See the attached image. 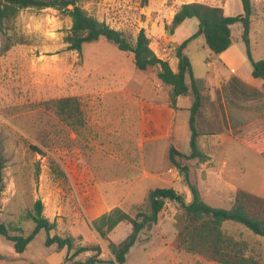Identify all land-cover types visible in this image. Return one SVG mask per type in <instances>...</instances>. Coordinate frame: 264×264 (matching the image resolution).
<instances>
[{
    "label": "rangeland",
    "instance_id": "obj_1",
    "mask_svg": "<svg viewBox=\"0 0 264 264\" xmlns=\"http://www.w3.org/2000/svg\"><path fill=\"white\" fill-rule=\"evenodd\" d=\"M255 1L250 50L253 61H264V0ZM179 2L78 0L77 5L123 32L131 42L144 29L151 48L164 51L172 36L169 28L173 6ZM228 2L233 16L242 13L241 0ZM239 26L234 28V35ZM70 27L71 19L63 10L27 8L0 32V223L21 224L23 216L41 200L44 216L56 221L60 232L82 235L84 243L94 244L98 237L85 212L91 214L101 194L105 207L117 205L129 213L144 205L149 189L154 188H173L186 203L191 201L184 177L169 163L168 150L174 146L181 153H190L192 99L180 97L178 109L168 113L172 121L170 140L161 138L141 148L145 133L141 134L138 121L147 124L149 114L139 111L138 115L136 96L159 102L166 99L158 87L155 70H136L130 53L104 39L84 44L81 53L68 50L64 38ZM192 29L193 23L187 24L184 33ZM235 46H240V51L228 66L216 61L217 55L202 36L191 40L185 49L197 87L205 100L213 102L203 109L198 127L208 136L216 133L214 139L200 137L201 150L213 160L203 166H195L193 161L190 176L198 184L203 200L222 208H230L240 190L264 198V157L238 139L254 127L264 106L245 109L246 100L256 97L253 87L249 91L251 85L245 83L253 67L245 45ZM171 67L177 70L175 55ZM64 97H76L81 102L83 126L45 105ZM224 97L237 108L235 113L227 114L222 108ZM231 97L243 99L237 102L241 107L233 104ZM144 169L160 177H144ZM96 208L103 211V203H97ZM172 222L178 235L187 223L180 205L167 201L159 216L160 236L170 235ZM126 224L116 231L114 241L125 238ZM24 226L26 234L34 228L33 223ZM223 231L245 243L247 254L264 264L263 237L234 222L224 223ZM46 238V232L40 231L18 255L13 243L0 236V255L8 257L0 258V264H46V257L54 264L60 252L56 246L47 247ZM136 252L133 249L130 264ZM80 257L85 259L84 255Z\"/></svg>",
    "mask_w": 264,
    "mask_h": 264
},
{
    "label": "trees",
    "instance_id": "obj_2",
    "mask_svg": "<svg viewBox=\"0 0 264 264\" xmlns=\"http://www.w3.org/2000/svg\"><path fill=\"white\" fill-rule=\"evenodd\" d=\"M68 1L70 0H0V32L4 30L6 23L13 20L23 9L54 7L63 10L71 19V27L64 38L68 50L81 53L84 44L104 39L116 45L120 51L130 53L136 70L144 73L155 70L156 79L161 83L162 91L167 94L168 107L172 111L178 109L180 97L190 96V153H181L171 146L168 150V160L184 177L192 199L186 203L183 195L173 188L151 189L146 195V205L136 206L130 213L117 206L92 220L93 229L113 259L101 258L102 247L99 243H84L82 236L74 237L67 232H59L57 222H52L44 216L41 200H37L33 210L23 216L21 224L0 223V236L13 243L16 253L22 254L34 237L44 230L47 234V247L56 245L58 250H65L62 264H125L127 255L140 234L143 231H151L158 225L166 202L172 201L180 205L187 222L174 242L177 250L196 254L217 264H262L256 257L247 254L245 243L225 234L223 225L226 222L239 223L254 235L264 238V198L240 190L230 208L214 207L203 200L198 184L192 181L190 176L193 161L196 162L195 166H203L211 157L201 150L199 139L207 133L202 132L197 124L203 109L208 105V98L205 100L197 87L191 59L185 53L189 42L202 36L215 55L221 54L232 44L231 26L240 24L241 39L252 61L251 75L264 81V61H253L250 50L252 17L257 13L255 0H241L244 12L234 16L226 15L221 6L201 2L183 3L172 18L169 28L171 35L187 19L196 18L199 26L196 33L174 46L178 59L177 72L172 70L168 60L157 56L144 29H140L135 41L131 42L123 32L90 15L81 6L70 9L68 5L57 4ZM187 77L190 79L189 85L186 82ZM255 94V99L247 102L246 107L264 106V84L255 89ZM45 105L54 108L59 116L77 126L84 125L83 109L78 98L64 97L47 101ZM253 126L238 139L264 157V111L257 116ZM2 171L3 163L0 160V181ZM123 222L132 225V232L123 241L115 243L110 234ZM28 223H33L34 228L26 234L24 225ZM87 253L89 256L85 259L80 257ZM0 258L8 260V257L2 255Z\"/></svg>",
    "mask_w": 264,
    "mask_h": 264
},
{
    "label": "crops",
    "instance_id": "obj_3",
    "mask_svg": "<svg viewBox=\"0 0 264 264\" xmlns=\"http://www.w3.org/2000/svg\"><path fill=\"white\" fill-rule=\"evenodd\" d=\"M261 1H263V0H261ZM189 2H201V3L213 5V6H221V7H223L226 15L233 16L232 12H230V9H229L230 7H228L229 6L228 0H180V2L177 5L173 6L174 11L172 13L171 18H173L174 13L178 10V8L183 3H189ZM243 12L244 11H242V13ZM242 13H239V14H242ZM193 21H195V22H193ZM192 23L194 25V29H192L191 32H194L196 30L194 32V33H196L198 30V26H199L198 20L196 18H191V19L185 20L179 27H177L175 29L174 34L169 38V42L167 44V49L165 48V49H163L164 51H161L159 48H158V50H157V48L156 49L152 48L155 52L158 51L156 53L157 56L162 58V59L168 60L170 65H171V62L173 61V56L175 55L174 46L176 44H180L181 42H183L187 38V36H189L191 34V32L184 33L185 32L184 27L187 24L191 25ZM236 26L238 27L239 24H235V25L231 26V33H232V44H231V46L226 51L222 52L221 54H218L216 57V61L218 63H223V65H225V66H228L230 63H232L236 52L240 51V48H239L240 46L236 47L235 45L237 43H243L242 39H241V29L235 35L233 33V30ZM196 27H197V29H195ZM239 28H240V26H239ZM182 33H184V35ZM208 65L209 66L211 65L210 61H208ZM216 67H218V66H216ZM177 70H178V59H177ZM177 70L176 71L173 70V71L177 72ZM233 73L236 74L235 71ZM186 82L188 83V85L190 84L189 77L186 78ZM245 83H248L249 85H251V88L249 89V91H250L252 89V87H253V90L260 88L264 84V81L261 79H256L252 75H250L245 80ZM158 87L159 88L161 87V83L159 81H158ZM161 91H162V89H161ZM163 93L166 95V99L163 102H161V101L159 102L158 100H148L146 98H143L142 96H136L138 98V102H139L138 103L139 109L137 112L138 115L139 114L141 115V113H139V111H141V112L145 111L147 114H149L148 115L149 121L147 122V124L145 121H138L140 124V127H141V130H140L141 134L145 133V134H143V141L141 140V142L139 143V146L141 148L142 147L146 148L147 145H152L154 142H156L157 140H159L161 138L165 139V140H170V138H171L170 135L172 132V121H171V118H170L168 113L171 112L172 110L168 107L167 94L165 92H163ZM179 99H178V103H179ZM253 99H255V98H253ZM253 99L246 100V101L250 102ZM240 100H243V99L234 98V97L230 98V101L239 107H241V106L237 102ZM142 102L144 103V105ZM221 102H224V105L222 106V108L226 109L227 114H229L230 111L234 112L237 109V108H234L233 105H231V103L229 104L225 97H224V100ZM212 103L213 102L211 100H208L207 106H209V104H212ZM140 106H142V107H140ZM246 108H248V107H245V109ZM217 116L219 118V117H221V114L218 113ZM164 122H165L166 126H162V123H164ZM219 123H220V120H219ZM203 137H206V138L210 137L209 139H211V138L214 139L216 137V133L212 134L211 136L204 135ZM209 156L212 157L211 155H209ZM212 158H211V162L213 160ZM168 172H169V169H168ZM143 176L148 177V178H153V179L160 177L158 173L156 174L154 172L152 174H149L145 169L143 170ZM163 188H169V187H163ZM154 189H156V188H154ZM149 190H151V189H149ZM101 195H103V194H101ZM101 195H100V199H98V201L96 202L95 207L91 208L89 211L92 215L88 214L87 210L85 212V216L87 217V220L90 223V225H91L92 220H94L95 218L99 217L100 215H102L106 212H109L114 207H117V205H109V206L106 205V207H105L104 201H103V198H101ZM97 203H99V204L103 203V208H104L103 211H99L98 208H96ZM124 223L125 222L119 224L111 232L110 238L113 242L119 243V242L123 241L132 232V225L130 223H128V224H126L127 226H125L126 227V231L124 234L125 238L123 237V239H121L119 241H114L115 236H116L115 235L116 231H118V229L122 225H124ZM169 226L171 227V232H170V235L168 237L160 236V234H161L160 224H158L151 231L142 232L139 236V239L135 243V245L129 251V254L127 256V260H126L125 264H130L129 258L132 255L133 249H136L137 252L134 255V259H133L134 261L132 262V264H215L213 262L205 261L201 256H198L196 254H193V253H190L187 251H178L176 248H174L173 244H174V242L177 238V235H178L177 227L175 226V224L173 222L169 223ZM57 228L59 231V224H58ZM93 231L95 232L94 229H93ZM154 234H156V237L154 236ZM96 235H97V233H96ZM78 236H82V235H78ZM97 237H98V239H97L96 243H99L102 247L101 258L113 259V256L108 251L106 245L101 241V239L99 238L98 235H97ZM52 246H56V245H52ZM105 248L107 250H105ZM56 251H58V253L60 252V254H58L59 256H57L56 259H54V264H62L63 263V257L61 258V255L62 254L66 255V252H65V250H57V248H56ZM18 255H21V254L18 253ZM84 256L85 257L89 256V253L85 254ZM44 261L46 264H51V258H49V257H46ZM114 264H117V263H114Z\"/></svg>",
    "mask_w": 264,
    "mask_h": 264
},
{
    "label": "water",
    "instance_id": "obj_4",
    "mask_svg": "<svg viewBox=\"0 0 264 264\" xmlns=\"http://www.w3.org/2000/svg\"><path fill=\"white\" fill-rule=\"evenodd\" d=\"M57 4H59V5H70L72 7H75V6H77V1L76 0H70L68 2H59Z\"/></svg>",
    "mask_w": 264,
    "mask_h": 264
},
{
    "label": "built area",
    "instance_id": "obj_5",
    "mask_svg": "<svg viewBox=\"0 0 264 264\" xmlns=\"http://www.w3.org/2000/svg\"><path fill=\"white\" fill-rule=\"evenodd\" d=\"M170 171H172V170H170Z\"/></svg>",
    "mask_w": 264,
    "mask_h": 264
}]
</instances>
